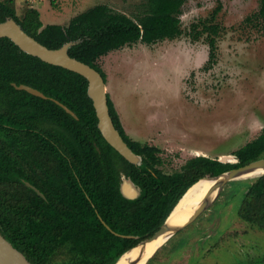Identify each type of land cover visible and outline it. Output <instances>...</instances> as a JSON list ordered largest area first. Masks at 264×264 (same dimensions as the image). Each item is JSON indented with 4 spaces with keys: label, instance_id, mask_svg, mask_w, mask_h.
<instances>
[{
    "label": "trees",
    "instance_id": "trees-1",
    "mask_svg": "<svg viewBox=\"0 0 264 264\" xmlns=\"http://www.w3.org/2000/svg\"><path fill=\"white\" fill-rule=\"evenodd\" d=\"M186 1L142 0L132 16L100 3L67 25L44 26L34 11L20 18L10 0H0V22L14 18L50 48L76 41L70 55L96 68L105 81L101 56L137 42L176 39L184 32L193 40L205 36L209 51L204 67L209 68L218 60V38L225 30L217 20L223 3L186 31L181 19ZM243 22L264 33V0ZM15 84L32 86L46 97ZM108 103L116 128L141 156L139 164L127 160L102 135L85 76L23 51L9 37L0 38V231L33 264H54L59 256L60 264H115L151 237L200 179L264 156L263 127L234 151L238 162L198 155L171 175L161 168L163 150L132 138L109 93ZM123 175L140 189L138 197L122 193ZM238 214L264 230V173L247 187Z\"/></svg>",
    "mask_w": 264,
    "mask_h": 264
},
{
    "label": "rangeland",
    "instance_id": "rangeland-1",
    "mask_svg": "<svg viewBox=\"0 0 264 264\" xmlns=\"http://www.w3.org/2000/svg\"><path fill=\"white\" fill-rule=\"evenodd\" d=\"M219 1L223 8L217 20L225 30L218 38V60L209 68L204 67L209 51L205 36L193 40L185 32L154 44L137 42L98 60L125 130L160 147L161 168L171 175L198 155H226L238 162L234 151L264 127V33L243 22L259 0H187L183 28L188 31L192 22L209 16ZM10 2L20 18L34 11L45 26L67 25L100 3L132 16L142 0ZM255 178L229 181L194 222L156 248L148 264L264 263V230L238 214Z\"/></svg>",
    "mask_w": 264,
    "mask_h": 264
},
{
    "label": "water",
    "instance_id": "water-1",
    "mask_svg": "<svg viewBox=\"0 0 264 264\" xmlns=\"http://www.w3.org/2000/svg\"><path fill=\"white\" fill-rule=\"evenodd\" d=\"M1 37H9L17 45H19V47L23 51H26L32 55L38 56L42 60L48 63L63 66L67 69H70L72 71H75L85 76L88 80V94L93 101L96 114L98 117V127L102 135L104 136L106 141L110 143L127 160L135 164H139L141 162V156L136 154L131 149V147L122 137L121 133L119 132V130L116 128L114 124L113 118L110 114V108H109V103H108L107 84H106V81L103 75L96 68L92 67L90 64L85 63L84 61L79 60L70 55L69 48L70 46L75 44L76 41L67 42L59 48H50L42 44L40 41H38L35 37L30 35L29 33H27L22 28V26L14 18H11V17L7 18L3 22H0V38ZM15 86L19 89H25L35 95L46 97V95L43 92H41L40 90L32 86H29L26 84H20V85L15 84ZM63 106L69 113L76 116V114L71 109H69L65 105ZM218 159L222 162H232L231 160H229L227 156L226 157L223 156ZM258 169L264 170V157L254 160L252 162H249L245 165L229 169L217 176H214V177H220V176L222 177H220V179L216 181V183L210 188L208 196L211 195L216 190H217V196H218L219 192L225 187V185L229 181L237 179L240 176L247 174L249 172H254ZM125 178H129L130 180H132L130 177H126V176L122 177V184H121L122 193L128 198L138 197L140 194V189L136 186L133 180L132 182L137 190V193L130 194V193L125 192L123 188V182ZM27 185L34 188L41 196L44 197V194L37 187H35L29 182H27ZM213 200H210L207 197H205L203 201L201 202V204L199 205V207L194 211V213L189 217V219L184 224L172 226L168 223V219L170 215L172 214V212L174 211V209L176 208L177 206L176 205L174 209L172 210V212L170 213V215L168 216V218L166 219V221L162 224V226L151 237L145 240H142L137 245L141 243L142 244L147 243L148 241H151L165 234H169L168 238H171L176 232H178L185 226L194 222L205 211V209L210 205V203ZM107 227L110 228L108 225ZM134 247L130 248L129 250L133 249ZM124 254H122V256ZM120 258L118 259V261L120 260ZM118 261L115 264H117ZM0 264H33V263L25 255L23 251L18 249L0 231ZM258 264H264V263H258Z\"/></svg>",
    "mask_w": 264,
    "mask_h": 264
},
{
    "label": "bare ground",
    "instance_id": "bare-ground-1",
    "mask_svg": "<svg viewBox=\"0 0 264 264\" xmlns=\"http://www.w3.org/2000/svg\"><path fill=\"white\" fill-rule=\"evenodd\" d=\"M226 157V155L224 156ZM229 157V156H227ZM232 157V156H231ZM264 173L263 169H258L254 172H249L240 176L237 179H252ZM222 177V176H220ZM220 177L202 178L196 182L181 198L176 208L170 215L168 223L172 226L184 224L194 211L199 207L205 197L213 200L217 196V190L208 196L210 188L220 179ZM123 188L126 193L136 194L137 190L129 178H125ZM169 234L162 235L144 244H139L133 249L127 251L118 261L117 264H146L157 251L156 248L163 245ZM156 250V251H155Z\"/></svg>",
    "mask_w": 264,
    "mask_h": 264
}]
</instances>
